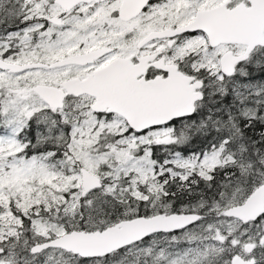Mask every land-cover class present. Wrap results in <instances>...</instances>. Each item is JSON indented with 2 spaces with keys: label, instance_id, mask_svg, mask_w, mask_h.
<instances>
[{
  "label": "snow or ice",
  "instance_id": "snow-or-ice-1",
  "mask_svg": "<svg viewBox=\"0 0 264 264\" xmlns=\"http://www.w3.org/2000/svg\"><path fill=\"white\" fill-rule=\"evenodd\" d=\"M0 264H264V0H0Z\"/></svg>",
  "mask_w": 264,
  "mask_h": 264
}]
</instances>
